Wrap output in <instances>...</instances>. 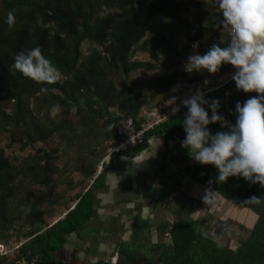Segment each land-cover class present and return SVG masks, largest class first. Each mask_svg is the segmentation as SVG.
<instances>
[{
  "label": "trees",
  "instance_id": "trees-1",
  "mask_svg": "<svg viewBox=\"0 0 264 264\" xmlns=\"http://www.w3.org/2000/svg\"><path fill=\"white\" fill-rule=\"evenodd\" d=\"M10 11L15 16L11 28ZM218 13L213 0H0V133L8 148L42 144L21 158H11L0 147V244L8 242L17 225L26 229L19 234L25 242L14 253H0V264H150L148 255L125 243L116 246L115 263L76 256L66 260L62 251L94 213L93 190L103 170L93 176L121 120L139 123L143 112L163 103L173 87L205 89L204 79L217 86L205 98L219 99L218 112L232 124L236 102L256 95L238 91L231 78L217 83V76L234 73L230 64L218 75L184 70L194 42L204 54L212 43L229 39V33L215 27ZM35 47L60 70L61 81L38 84L13 67L18 52ZM138 53H147L149 60L138 59ZM154 70L158 74L152 77H134ZM41 87L49 93H41ZM56 104L61 111L53 115ZM186 112L181 106L172 118L146 131L142 143L122 153L135 154L152 136L166 145L181 144ZM208 128L213 134L226 130L219 122ZM184 173L224 200L249 208L256 220L247 237L230 247L199 231L195 221L183 220L178 210L170 227L161 229L169 242L157 244V264H264V187L242 177L218 183L217 169L191 156ZM70 191H75L72 196ZM251 196L259 197V203L245 202ZM60 205L62 216L49 221Z\"/></svg>",
  "mask_w": 264,
  "mask_h": 264
},
{
  "label": "clouds",
  "instance_id": "clouds-1",
  "mask_svg": "<svg viewBox=\"0 0 264 264\" xmlns=\"http://www.w3.org/2000/svg\"><path fill=\"white\" fill-rule=\"evenodd\" d=\"M213 4L219 9L215 27L229 33V39L220 41L223 47L212 43L204 54L196 51L199 42H194L184 70L216 74L224 64H230L235 69L231 79L236 89L256 95L243 104L236 102L234 124L218 112L219 99H206L200 88L190 90V95L180 104L176 103L179 99L176 96H172L168 104L173 114L180 111L181 105L187 109L182 120L185 138L181 147L188 150L195 162L213 165L217 169L218 183L229 177H242L264 187V0H213ZM14 23V11H10L7 24L11 28ZM13 67L38 84H55L62 80V73L43 55L40 47L18 52ZM203 84L207 86L209 80L204 79ZM39 91L49 93L47 87ZM60 111L59 104L51 109L53 115ZM217 122L226 130L213 134L208 125ZM204 201L207 202L205 197ZM245 202L259 203V197L251 196Z\"/></svg>",
  "mask_w": 264,
  "mask_h": 264
},
{
  "label": "crops",
  "instance_id": "crops-1",
  "mask_svg": "<svg viewBox=\"0 0 264 264\" xmlns=\"http://www.w3.org/2000/svg\"><path fill=\"white\" fill-rule=\"evenodd\" d=\"M174 143L179 142L166 145L161 137L152 136L133 155L120 152L105 159L103 179L93 190L94 213L81 234H71L83 235L72 245L73 251L82 252L81 257L77 255L81 261L86 262L88 250L94 251L93 260L103 259L98 252L112 250L120 241L127 244L135 234L140 237L137 243L149 244L147 250L160 243L161 229L171 222L172 210L166 204L172 197L167 194L172 192L179 176L175 159L182 158L184 151L177 154ZM147 237H151L150 242Z\"/></svg>",
  "mask_w": 264,
  "mask_h": 264
},
{
  "label": "rangeland",
  "instance_id": "rangeland-1",
  "mask_svg": "<svg viewBox=\"0 0 264 264\" xmlns=\"http://www.w3.org/2000/svg\"><path fill=\"white\" fill-rule=\"evenodd\" d=\"M137 58L140 60H149V56L147 53H138ZM157 74H158L157 70L151 72L143 71V72H136L134 77L138 79H143V78L152 77ZM216 75H218V73H216ZM217 77H219L217 79V83L220 84L231 78V74H223ZM214 86L215 85L212 84L211 81H209V84L205 86V89ZM191 87L192 86L188 84H179L173 87L170 91H168L164 99L159 103L168 101L172 96H176L179 99H181L182 97H187L188 95H190ZM7 143L8 141L6 139V136H4L3 133H0V147L4 148L5 153L9 155L11 158H21L27 154L36 153L39 150V148L42 147V144H37L35 147L32 148L28 147L24 150H20L16 145L11 148H8ZM169 146H171V144ZM172 146L174 147L173 150L175 152H178L177 154H179V152H181L182 150L184 151L182 153L183 155L182 158L175 159L179 167L178 178H182V181L180 182V184L175 181L176 183H174V186L172 187L173 188L171 190L172 192L171 193L169 192V194H167V197L169 195L172 196L171 201L170 202L167 201L166 204V206H168V208L172 210V213H170L171 222H167V227H169V225L175 220L176 211L179 210L182 212L183 220L185 221L193 220L197 223V229L199 231L209 235L210 237L216 239L221 243H224L227 246L235 247L241 240L247 237L250 229L253 226V223L256 220L255 214L249 208L228 202L224 200L222 197H220L218 194H216L215 192L208 189L207 187L201 185L200 183L192 181L189 175L184 173V167L188 162V158L190 157L188 150L182 148L181 144L179 143H174L172 144ZM68 174L71 178H74V180L75 178L78 179L77 174L71 172H68ZM74 192L75 191H70L68 195L72 196ZM204 197L206 198L207 202L204 201ZM55 209H56V215L55 217L50 218L49 221H52L57 217L62 216L64 212L63 210L64 208L62 205L55 207ZM136 222H138L137 218H136ZM220 222H222L224 226H221ZM20 228H21L20 225H17L16 229L12 232L11 235L12 237L8 240V242L4 244H0L2 247L0 248L1 253L4 252L14 253L17 247L21 243L25 242V239H23V237L20 235L21 232L26 229L25 227L21 229ZM87 230L85 229L86 233ZM82 231H84V229H82L79 232V234H81ZM78 236L75 237L70 235L68 237L65 250L62 251V256L64 259L74 260L75 256L76 258L77 255L80 257L82 256L81 255L82 252L79 253V251L76 250L77 252L76 253L75 251L72 250L73 249L72 245H74V243L77 242L76 239H78L83 235H80L79 237ZM139 238L140 237L138 236V234H135L132 237H130L129 240H127L128 248L137 251L143 256L148 255L150 264H157V259L161 255V249L159 250L157 249L156 246H154V248L147 250L149 244L137 243L136 241ZM147 238L149 239V237ZM158 241L160 243L163 242L168 243L169 236H167V234L161 236L158 238ZM124 242L120 241L116 244V246H118L119 243H124ZM116 246L112 250L106 249L103 252L100 253L98 252L97 255L100 254V256L103 259L109 260L111 263H115L118 258V250L116 249ZM86 254L88 255L84 257L85 261L93 260L92 254H94V251L92 252L91 250H88L86 251Z\"/></svg>",
  "mask_w": 264,
  "mask_h": 264
},
{
  "label": "built area",
  "instance_id": "built-area-1",
  "mask_svg": "<svg viewBox=\"0 0 264 264\" xmlns=\"http://www.w3.org/2000/svg\"><path fill=\"white\" fill-rule=\"evenodd\" d=\"M217 86L201 89L204 94L216 89ZM186 97H182L176 103L180 104V101ZM169 101V100H168ZM168 101H165L151 110H147L143 112L144 119L139 123H135L133 119L127 118L121 120L117 124V135L115 138L109 141L108 147L106 150L105 157L98 163L97 168L95 170L93 178H96L103 170L104 161L107 157L119 154L129 148H133L136 145L142 143L143 136L146 131L154 128L156 125L161 124L174 116L171 112V105L168 104ZM182 106V105H181ZM0 248L1 245H0ZM1 253V252H0Z\"/></svg>",
  "mask_w": 264,
  "mask_h": 264
}]
</instances>
